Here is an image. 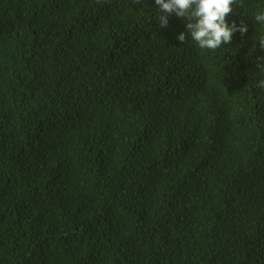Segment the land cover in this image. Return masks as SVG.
Listing matches in <instances>:
<instances>
[{"label":"trees","instance_id":"1","mask_svg":"<svg viewBox=\"0 0 264 264\" xmlns=\"http://www.w3.org/2000/svg\"><path fill=\"white\" fill-rule=\"evenodd\" d=\"M156 8L0 0V264H264V0Z\"/></svg>","mask_w":264,"mask_h":264},{"label":"clouds","instance_id":"2","mask_svg":"<svg viewBox=\"0 0 264 264\" xmlns=\"http://www.w3.org/2000/svg\"><path fill=\"white\" fill-rule=\"evenodd\" d=\"M141 3L142 0H134ZM155 19L160 27H167L168 16L175 14L186 20L187 34L194 45L203 50L216 51L222 45L231 42L234 33L241 35L247 32V25L233 21L226 22V17L233 12V5L238 0H154ZM255 21L264 24V10L253 14ZM176 39L186 41V34H177ZM259 46L264 49V36L258 37ZM258 67H264V57L258 58ZM259 89L264 90V78L257 81Z\"/></svg>","mask_w":264,"mask_h":264}]
</instances>
